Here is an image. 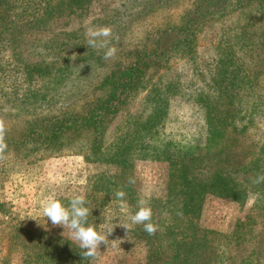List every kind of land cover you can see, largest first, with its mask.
I'll list each match as a JSON object with an SVG mask.
<instances>
[{
	"label": "trees",
	"instance_id": "16d2710c",
	"mask_svg": "<svg viewBox=\"0 0 264 264\" xmlns=\"http://www.w3.org/2000/svg\"><path fill=\"white\" fill-rule=\"evenodd\" d=\"M90 1L0 0V109L7 101L10 107L25 104L39 107L46 102L56 104L66 96L68 90L65 92L63 86L68 77L61 69L66 66L63 64L64 58L59 67L58 64L56 68L49 67L48 62L43 63V54L39 52L56 55L69 51L72 46L78 45L73 31H58L48 39L36 38L31 51L32 61L22 57L17 49L26 30L43 28L53 18L81 11ZM177 2L122 0L114 19L119 25L127 27L143 14L173 7ZM251 2H255V12L264 20V0H193L189 8L179 14L176 22L154 29L152 34L148 32L150 35H146L141 46L127 51L130 58L127 62H117L100 79L101 91H104L100 99L80 113H69L63 117L44 116L45 124L42 125H39L40 121H28L22 142L35 141L36 149L57 148L61 141H65L64 138L73 139L88 131L91 140L86 159L114 167L110 172L106 166L103 172L90 175L85 183L83 194L91 209L88 222L97 229L105 223L104 206L111 194L116 200L115 192L123 189L126 192L123 199H130L132 188L128 179L132 177L133 159L160 156V160L166 163V192L161 197L151 199L154 202L150 205L153 215L155 213L158 218L155 220L152 216L158 230L154 235H149L143 230V225L133 226L127 232L128 237L142 244V258L126 259L122 264H264V183L252 182L257 175L264 174V140L260 144L248 140L242 146L246 126L243 122L237 126L234 122L237 116L233 110L227 109L228 105L233 104L230 92L218 94L208 101L202 100L199 109L205 125L203 140L201 145L188 142L182 153H179L180 148L169 150L166 146L158 153L157 143L154 144L157 125L163 121L167 105L166 98L156 97V92L146 99L151 101L152 111L139 125L133 122L137 126L135 130L132 128L106 146L103 141L108 120L127 104L133 93L143 87L153 67L165 62L172 53L193 60L195 34L201 24L207 18L229 13ZM238 38L245 41L243 31ZM82 49H79L81 53ZM84 50L88 51V55L81 58L74 56L78 64L95 56L90 49ZM225 58L219 60L217 66L216 72L222 73L215 80L218 88L221 85L222 90L228 87L233 91L236 86L254 83L252 78L259 71L253 68L258 65L251 66L250 78L245 76L238 79L236 72H233V69L238 71V66H234L236 63H232L230 56ZM66 60L70 61L67 57ZM258 63L260 66V61ZM215 103L217 109L212 108ZM60 105L64 104L60 102ZM231 133L237 136L238 143L236 138L235 143H229ZM249 144L254 148L250 155L247 154L251 151L247 149ZM256 194L258 198L253 204L255 214L236 221L228 231L222 232L199 223L206 195L243 203L250 195ZM70 198L60 199L67 203ZM127 202L131 204V199ZM10 228L16 240L22 243L14 248L20 254L22 264H88L92 260L81 256L82 250L69 241L68 230L61 232V228L57 227L49 231L21 225H11Z\"/></svg>",
	"mask_w": 264,
	"mask_h": 264
},
{
	"label": "rangeland",
	"instance_id": "374dc122",
	"mask_svg": "<svg viewBox=\"0 0 264 264\" xmlns=\"http://www.w3.org/2000/svg\"><path fill=\"white\" fill-rule=\"evenodd\" d=\"M177 1L173 7L151 10L132 20L127 27H123L114 19L122 0H91L81 11L58 16L43 28L26 30L22 34L23 39L17 50L29 61L34 60L31 51L36 38L48 39L53 38V34L58 31H73L74 36L78 38V45L72 46L63 54L48 55L45 51L39 52L40 55L43 54V63L48 62L49 67L56 68V64L59 67L64 58L63 64L66 66L61 69H64L62 73L67 74L65 77L68 79L64 80L63 90L66 92L67 89L68 93L59 99L58 104L46 102L39 107L36 104L10 107L7 101L0 109V118L4 119L7 127L8 144L5 158L0 160V264H22L20 254L14 251L16 244L22 243L16 240L15 234L13 236L11 225L49 231L60 227V231H64L62 226H53L50 221L46 223V218L41 216V206L47 197L52 194L58 198L83 194L90 175L103 172L106 166L107 171L114 169L112 165L98 164L86 159L91 140L88 131L73 139L64 138L65 141H61L57 148L36 149L35 141L22 142V136L28 129V121H40L39 125H42L45 124L44 116L63 117L69 113H80L86 106L100 99L104 95L100 79L117 62H127L130 59L127 51L141 46L146 40V35L152 34L154 29L176 22L179 14L189 8L193 0ZM255 8V2H251L229 13L207 18L196 30L193 60L172 53L165 62L153 67L143 87L133 93L127 104L108 120L103 139L105 146L123 133L137 128L134 124L139 125L152 111V103L146 99L155 92L156 97L166 98L167 103L165 117L157 125L158 130L156 129L157 133L153 139L159 148L158 153L164 146L169 150L180 148L178 151L182 153L188 142L201 145L205 127L199 109L202 100L215 99L218 94L225 95L226 92L233 96V104L228 105L227 109L233 110L237 116L235 124L238 126L243 122L246 126L242 146H245L248 140L260 144L264 140V20L259 18ZM100 26L112 28L110 45L115 46L117 52L109 59L104 58V50L87 46V30ZM241 31L245 41L238 38ZM83 46L84 49H90L95 56L85 63L78 64L75 55L80 58L82 55H88V51L82 49ZM79 49L83 50L82 53ZM225 56H230L232 63H236L234 66H238V71L233 69L238 79L245 76L250 78L251 66L258 65L253 68L254 71H259L252 78L254 83L236 86L233 91L228 87L222 90L221 85L218 88L215 80L217 81L222 73L216 72L217 66L219 60L226 59ZM66 57L70 61H67ZM70 94L71 96H68ZM196 98L200 101L197 102ZM60 102L64 105L61 106ZM212 108L217 109V103L213 104ZM229 135V143H235V138L238 143L236 135ZM247 149L251 150L247 152L250 155L254 149L253 145L249 144ZM131 174L135 180L134 184H130L131 204L127 202L130 199L115 200L112 194L108 197L103 212L105 223L101 224L99 229L106 231L108 226L115 227L108 235L107 245L102 244L99 254L88 264H122L126 259L142 258V244L128 237L126 229L119 223H130L129 213L135 210L140 199L148 200L152 206L154 200L151 199L165 194L166 163L160 160V156L135 158L132 161ZM252 197L250 195L242 203L206 195L199 223L204 227L226 232L236 221H242L247 215L255 214L254 203H250ZM153 217L158 220L155 213ZM252 228L254 231L255 227Z\"/></svg>",
	"mask_w": 264,
	"mask_h": 264
},
{
	"label": "clouds",
	"instance_id": "9594fccd",
	"mask_svg": "<svg viewBox=\"0 0 264 264\" xmlns=\"http://www.w3.org/2000/svg\"><path fill=\"white\" fill-rule=\"evenodd\" d=\"M88 40L87 46L94 49L104 50V58L109 59L115 56L117 49L110 45L109 38L112 35L110 26L92 27L87 30ZM7 127L4 119L0 118V160L5 158L8 150L6 142ZM253 184L264 183V174H259L253 179ZM129 184H134L132 177L128 179ZM117 199L123 200L126 192L118 189L115 192ZM258 198V194L253 195L250 203H254ZM85 194H77L71 197L67 203H64L55 194L49 195L41 206V216L50 221L53 226H62L68 230V238L71 243H75L83 258L94 259L101 249V245H107L108 235L112 232L114 226H108L104 229L97 227L88 222L91 209L87 206ZM152 208L146 199L138 201L137 210L129 213L128 219L130 223H119L128 232L135 225H143V230L149 235H154L158 230V226L152 222ZM36 220L35 217H31Z\"/></svg>",
	"mask_w": 264,
	"mask_h": 264
}]
</instances>
